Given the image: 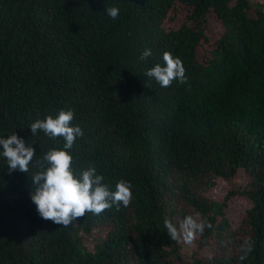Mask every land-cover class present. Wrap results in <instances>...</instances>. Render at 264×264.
I'll return each instance as SVG.
<instances>
[{"label":"trees","instance_id":"trees-1","mask_svg":"<svg viewBox=\"0 0 264 264\" xmlns=\"http://www.w3.org/2000/svg\"><path fill=\"white\" fill-rule=\"evenodd\" d=\"M254 1L0 0V137L36 150L28 173L10 172L0 146V264H264V0ZM165 52L186 84L146 75ZM61 110L84 133L73 170L95 167L110 191L130 182L127 207L67 227L40 217L36 161L65 141L30 125ZM197 214L205 228L192 247L170 239L165 217ZM75 230L100 242L85 247ZM245 240L253 250L240 261Z\"/></svg>","mask_w":264,"mask_h":264},{"label":"clouds","instance_id":"clouds-1","mask_svg":"<svg viewBox=\"0 0 264 264\" xmlns=\"http://www.w3.org/2000/svg\"><path fill=\"white\" fill-rule=\"evenodd\" d=\"M106 13L115 20L120 14V9L108 7ZM151 54V49H145L140 59L144 61ZM163 61L165 66L157 64L148 69L146 75L154 78L161 87H169L174 80H178L180 84L188 82L186 70L179 58L165 52ZM74 116L73 110H61L55 118L49 115L46 119H38L30 125L33 135L43 131L52 139L62 137L65 141L62 149H51L43 154L42 159L36 161L39 171L32 177L35 190L31 193V200L36 205L40 217L64 227L77 218L84 217L86 213L99 215L114 205L117 210L121 204L127 207L132 199L130 182L122 179L115 185V191H110L108 185L103 183L104 177L96 173L95 167L82 171L73 170V156L70 150L76 138L84 135L80 126H71ZM0 146L10 172L19 170L28 173L29 165L36 155L32 145H28L23 138L13 133L7 138L0 137ZM163 224L171 240L179 241L182 238L189 245L205 228V222L199 220L198 214L195 217H185L179 225L165 217ZM207 227L212 225L209 223ZM240 250L243 254L238 259L243 261L253 250V243L245 240Z\"/></svg>","mask_w":264,"mask_h":264},{"label":"rangeland","instance_id":"rangeland-1","mask_svg":"<svg viewBox=\"0 0 264 264\" xmlns=\"http://www.w3.org/2000/svg\"><path fill=\"white\" fill-rule=\"evenodd\" d=\"M210 28H214V26L212 25V26H210ZM211 33H213V35L215 36V39H217L220 36V34H219L220 31L215 32V29H214V31H211ZM232 183H234L236 185H243V179L238 176L232 180ZM230 187H231L230 185H227L222 189L217 188L216 189V195L213 197L216 198L220 195H223L226 191L230 190ZM239 207H240V203L237 201H233V202H231V204L229 206V210L230 211H237ZM227 212H228V210H227ZM75 236H76L77 240L85 247L94 246V244H97L100 242L95 237L94 234L86 235V234H83L80 230H75ZM92 242H93V245L91 244ZM193 246H194V244H193ZM189 247H192V245H189Z\"/></svg>","mask_w":264,"mask_h":264}]
</instances>
